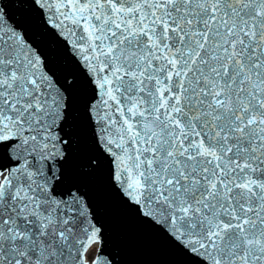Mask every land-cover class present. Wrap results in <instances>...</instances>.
<instances>
[{"label": "snow or ice", "instance_id": "1", "mask_svg": "<svg viewBox=\"0 0 264 264\" xmlns=\"http://www.w3.org/2000/svg\"><path fill=\"white\" fill-rule=\"evenodd\" d=\"M102 169L180 264H264V0H0V264H124Z\"/></svg>", "mask_w": 264, "mask_h": 264}, {"label": "water", "instance_id": "2", "mask_svg": "<svg viewBox=\"0 0 264 264\" xmlns=\"http://www.w3.org/2000/svg\"><path fill=\"white\" fill-rule=\"evenodd\" d=\"M87 183L94 202L103 209L101 218L108 226L113 242L122 249L124 264H180L183 258L162 236L139 223L129 211L117 207L106 189L103 169Z\"/></svg>", "mask_w": 264, "mask_h": 264}]
</instances>
